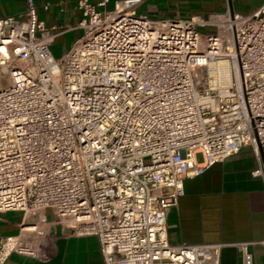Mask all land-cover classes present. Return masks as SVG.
<instances>
[{"label": "built area", "instance_id": "2783aa9c", "mask_svg": "<svg viewBox=\"0 0 264 264\" xmlns=\"http://www.w3.org/2000/svg\"><path fill=\"white\" fill-rule=\"evenodd\" d=\"M143 1L77 0L83 34L59 59L35 0L0 20V213L27 220L0 238V264L46 257L47 211L96 237L104 264H221L230 244L172 246L166 215L187 179L245 147L264 179V5L158 22ZM258 245L230 246L255 264Z\"/></svg>", "mask_w": 264, "mask_h": 264}, {"label": "crops", "instance_id": "0c3cea01", "mask_svg": "<svg viewBox=\"0 0 264 264\" xmlns=\"http://www.w3.org/2000/svg\"><path fill=\"white\" fill-rule=\"evenodd\" d=\"M122 1L110 0L105 10H113ZM35 3L40 20L55 35L50 49L59 59L83 34L78 29L82 14L77 0H35ZM263 5L264 0H144L137 14L158 22L192 17L206 19L212 14L227 12L233 16H250ZM25 8V0H0V20L10 16L19 19ZM257 169L255 154L245 147L201 176L187 179L185 195L176 208L167 211L169 244L263 242L264 179L254 175ZM46 215L49 223L43 226L42 235H36L46 257L13 253L5 264H104L96 237L69 235L64 227L55 223L50 211ZM26 222L21 212H1L0 238L20 236ZM230 245L222 251L221 264H241L240 252ZM251 252L255 264H264L263 246H255Z\"/></svg>", "mask_w": 264, "mask_h": 264}, {"label": "bare ground", "instance_id": "6f19581e", "mask_svg": "<svg viewBox=\"0 0 264 264\" xmlns=\"http://www.w3.org/2000/svg\"><path fill=\"white\" fill-rule=\"evenodd\" d=\"M219 71L222 75H225L227 77L230 78V70L228 67V63L227 62H222L219 68Z\"/></svg>", "mask_w": 264, "mask_h": 264}, {"label": "rangeland", "instance_id": "374dc122", "mask_svg": "<svg viewBox=\"0 0 264 264\" xmlns=\"http://www.w3.org/2000/svg\"><path fill=\"white\" fill-rule=\"evenodd\" d=\"M198 160H200V161H201V160H202V157H201V156H199V157H198Z\"/></svg>", "mask_w": 264, "mask_h": 264}]
</instances>
